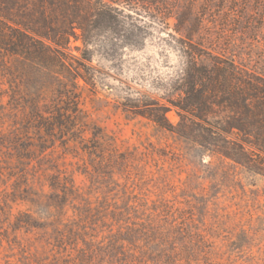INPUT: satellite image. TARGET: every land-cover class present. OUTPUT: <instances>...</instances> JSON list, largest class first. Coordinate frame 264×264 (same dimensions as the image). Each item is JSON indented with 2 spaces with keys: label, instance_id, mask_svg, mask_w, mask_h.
Here are the masks:
<instances>
[{
  "label": "rangeland",
  "instance_id": "obj_1",
  "mask_svg": "<svg viewBox=\"0 0 264 264\" xmlns=\"http://www.w3.org/2000/svg\"><path fill=\"white\" fill-rule=\"evenodd\" d=\"M129 1L118 29L72 39L87 82L0 52V264H77L82 239L104 251L128 227L174 260L264 264V144L241 83L264 103V0ZM213 67L231 91L197 82L203 118L182 122L187 74Z\"/></svg>",
  "mask_w": 264,
  "mask_h": 264
},
{
  "label": "trees",
  "instance_id": "obj_2",
  "mask_svg": "<svg viewBox=\"0 0 264 264\" xmlns=\"http://www.w3.org/2000/svg\"><path fill=\"white\" fill-rule=\"evenodd\" d=\"M129 2V0H0V52L27 55L33 61L48 63L57 69L68 70L67 72L75 83L79 79L87 82L89 79L86 76L77 75V72L80 67L88 68L86 63L90 60L84 54L86 51H80L79 48L77 50L80 51L81 57L73 55L72 39L81 41L87 48L92 42L93 34L108 29H118L119 19L123 12L120 7H125ZM74 63L78 67L73 73L69 66H73ZM224 75L225 73H221L220 69L216 67L211 70L194 69L187 74L185 79L187 96L183 100L184 103L177 105L179 110L177 113L182 122L191 120L188 116L200 120L203 118V115L195 113L196 109L200 108V103L195 106L189 103L188 98L196 93L194 90L197 82L205 80L210 84L213 99H216L218 94L231 91L230 87L224 86L225 84L222 82ZM232 76L235 77L234 74ZM241 83L245 85L246 91L255 94L253 99L258 101L256 111L245 109L243 115L251 118L259 126L256 133L259 134L256 136H258L259 144L263 145L264 140L260 139V135L263 137L260 128L264 124V103L261 102L262 97H259L261 93L258 94L260 90L255 88L251 81H242ZM233 93V95L229 94L231 96H229L228 102L234 99L233 96L236 93ZM197 96L203 97L201 93H198ZM243 101L245 105L247 102ZM54 120L57 123L60 122L57 117H54ZM155 122L161 125L162 119L159 115L155 116ZM216 134L218 136L225 135L223 132ZM256 144L258 147V143ZM73 190L74 187L72 189L63 187L62 192L71 195ZM139 230L140 228L128 227L127 230L121 231L119 237L118 235L112 236L104 251L102 247L95 248L93 244L86 243L87 241L82 239L84 248L77 251V264H161L163 260L169 264H173V261L174 264H195L193 260H174L172 254H167L164 241H156V237L151 236L150 230L144 229L142 232ZM139 235L145 238L142 244L140 241L134 242L136 238H139ZM61 237L63 239L59 240V248L69 241L73 245L75 244L73 242L81 241L79 234L71 231L69 236L62 235ZM141 245H144V251H140ZM97 251L100 254L102 252L109 261H105L101 255L99 257ZM97 259L100 260L97 262Z\"/></svg>",
  "mask_w": 264,
  "mask_h": 264
}]
</instances>
